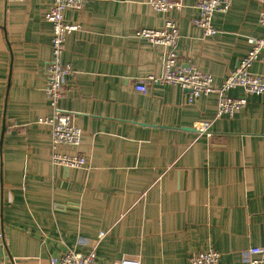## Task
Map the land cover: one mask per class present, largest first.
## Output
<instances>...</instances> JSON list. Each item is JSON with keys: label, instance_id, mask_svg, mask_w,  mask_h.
<instances>
[{"label": "crops", "instance_id": "1", "mask_svg": "<svg viewBox=\"0 0 264 264\" xmlns=\"http://www.w3.org/2000/svg\"><path fill=\"white\" fill-rule=\"evenodd\" d=\"M151 1L91 0L66 12L80 28L65 42L72 74L60 108L83 136L79 148L58 152L88 161L87 169H67L52 164L51 130L39 123L52 115L44 71L53 0H0V263L51 264L74 250L94 251L95 264H188L213 249L220 264H247L248 251L264 246V95L217 120L216 94L191 102L179 86L135 88L165 68L164 48L137 34L168 19L180 30L179 66L220 87L249 52L248 39L264 38L261 4L233 0L206 37L195 25L199 0L166 14ZM251 71L264 76V50ZM201 122L211 137L197 133Z\"/></svg>", "mask_w": 264, "mask_h": 264}, {"label": "built area", "instance_id": "2", "mask_svg": "<svg viewBox=\"0 0 264 264\" xmlns=\"http://www.w3.org/2000/svg\"><path fill=\"white\" fill-rule=\"evenodd\" d=\"M10 3H27L30 0H7ZM91 0H53L45 20L52 26L51 59L47 62L44 77V92L49 100L52 115L41 119L39 123L47 125L51 130L52 164L67 169H87L88 161L85 156L76 153L62 154L58 152L60 147L70 149L79 148L83 132L77 128L72 120L73 113L60 108V101L66 89V78L72 74L69 66L63 61L65 42L67 37L79 30L80 26L69 24L65 20V14L69 11H81ZM233 0H199L197 8L200 16L195 20V25L201 28L206 37L216 33L212 25L213 16L216 13H226ZM261 11L259 25L264 28V0H259ZM151 7L157 13L179 12L184 8L183 0H152ZM140 39L148 40L154 46L164 48L165 68L161 76H149L139 80L135 88L139 92H146L154 84L165 86H179L190 90V100L194 102L201 95L216 94L218 98L215 119H232L241 114L248 104V98L253 95H264V76L254 74L251 68L260 59L264 50V38L250 37L248 42L250 50L241 59L235 68L222 82L220 87H215L211 75L201 72L196 68H183L179 66L177 49L180 39L178 23L168 19L163 28L144 29L137 34ZM240 88L243 96L231 97L232 90ZM210 123L201 122L195 127L199 135L211 137ZM104 232L100 234V239ZM247 264H264V246L251 248L248 251ZM94 251L82 254L74 250L65 253L61 258L51 259V264H95ZM6 264V263H0ZM119 264H141L135 258H125ZM188 264H220V254L207 249L191 254Z\"/></svg>", "mask_w": 264, "mask_h": 264}, {"label": "water", "instance_id": "3", "mask_svg": "<svg viewBox=\"0 0 264 264\" xmlns=\"http://www.w3.org/2000/svg\"><path fill=\"white\" fill-rule=\"evenodd\" d=\"M3 29H5L4 26H2ZM4 133H5V114L3 115V125H2V131H1V140H0V148L2 149L3 139H4ZM3 190L2 181H1V192Z\"/></svg>", "mask_w": 264, "mask_h": 264}]
</instances>
